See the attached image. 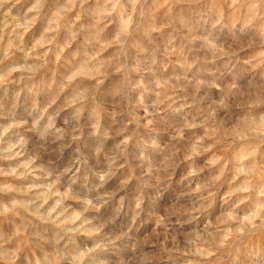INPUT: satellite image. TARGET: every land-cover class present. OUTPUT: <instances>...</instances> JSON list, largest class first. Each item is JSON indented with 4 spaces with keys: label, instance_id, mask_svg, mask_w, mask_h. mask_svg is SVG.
I'll list each match as a JSON object with an SVG mask.
<instances>
[{
    "label": "clouds",
    "instance_id": "1",
    "mask_svg": "<svg viewBox=\"0 0 264 264\" xmlns=\"http://www.w3.org/2000/svg\"><path fill=\"white\" fill-rule=\"evenodd\" d=\"M0 264H264V0H0Z\"/></svg>",
    "mask_w": 264,
    "mask_h": 264
}]
</instances>
